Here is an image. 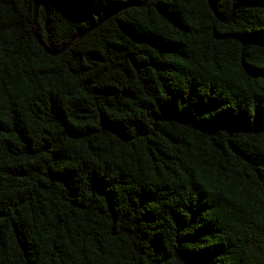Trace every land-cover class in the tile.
<instances>
[{"label":"trees","instance_id":"16d2710c","mask_svg":"<svg viewBox=\"0 0 264 264\" xmlns=\"http://www.w3.org/2000/svg\"><path fill=\"white\" fill-rule=\"evenodd\" d=\"M37 3L0 0V264H264V0Z\"/></svg>","mask_w":264,"mask_h":264},{"label":"water","instance_id":"95a60500","mask_svg":"<svg viewBox=\"0 0 264 264\" xmlns=\"http://www.w3.org/2000/svg\"><path fill=\"white\" fill-rule=\"evenodd\" d=\"M38 0H35V4H34V21L33 23L35 22V19H36V15H37V7H38V3H37ZM230 20V16L228 18H220V21L221 22H228ZM88 32V31H87ZM87 32H84V33H81V36H84ZM34 36L36 37L37 41L43 45L42 41L40 40V38L38 37V35L34 32ZM44 46V45H43ZM45 48V47H44ZM49 54H54L52 53L51 51H48ZM60 52H57L55 53V55L59 54Z\"/></svg>","mask_w":264,"mask_h":264}]
</instances>
